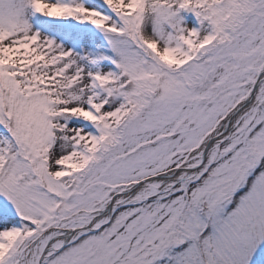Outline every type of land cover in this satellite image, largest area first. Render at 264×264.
<instances>
[{"label": "snow or ice", "instance_id": "snow-or-ice-1", "mask_svg": "<svg viewBox=\"0 0 264 264\" xmlns=\"http://www.w3.org/2000/svg\"><path fill=\"white\" fill-rule=\"evenodd\" d=\"M0 264H264V0H0Z\"/></svg>", "mask_w": 264, "mask_h": 264}]
</instances>
